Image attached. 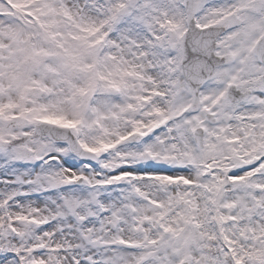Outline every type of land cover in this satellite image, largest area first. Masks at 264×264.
Listing matches in <instances>:
<instances>
[{
  "label": "snow or ice",
  "instance_id": "obj_1",
  "mask_svg": "<svg viewBox=\"0 0 264 264\" xmlns=\"http://www.w3.org/2000/svg\"><path fill=\"white\" fill-rule=\"evenodd\" d=\"M0 264H264V0H0Z\"/></svg>",
  "mask_w": 264,
  "mask_h": 264
}]
</instances>
